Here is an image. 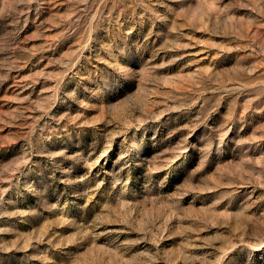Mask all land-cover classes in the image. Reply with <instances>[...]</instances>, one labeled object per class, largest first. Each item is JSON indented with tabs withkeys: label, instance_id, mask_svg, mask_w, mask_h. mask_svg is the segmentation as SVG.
Segmentation results:
<instances>
[{
	"label": "rangeland",
	"instance_id": "374dc122",
	"mask_svg": "<svg viewBox=\"0 0 264 264\" xmlns=\"http://www.w3.org/2000/svg\"><path fill=\"white\" fill-rule=\"evenodd\" d=\"M0 264H264V0H0Z\"/></svg>",
	"mask_w": 264,
	"mask_h": 264
}]
</instances>
